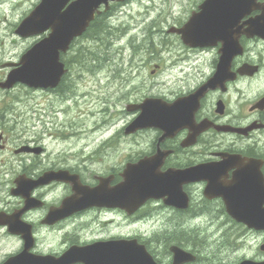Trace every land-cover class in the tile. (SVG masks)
Listing matches in <instances>:
<instances>
[{
	"label": "rangeland",
	"instance_id": "obj_1",
	"mask_svg": "<svg viewBox=\"0 0 264 264\" xmlns=\"http://www.w3.org/2000/svg\"><path fill=\"white\" fill-rule=\"evenodd\" d=\"M38 1L0 0V81H4L6 74L14 68L11 62L19 61L30 43L37 40V37L33 36L21 37L15 29ZM201 1L133 0L125 9L120 5L115 6L114 10H118L116 18L101 20L108 24V27L114 25L115 29L110 27L111 32L99 37L98 41L85 37L75 43L77 56L83 55L85 62L92 50L100 52V55L107 59H102L96 64L86 63L83 67L80 64H73L65 82L68 88L64 87L67 99L66 97L63 99L61 94L40 89H25L21 85L9 90L0 88V120L4 118L5 121L11 120L8 126L10 132L7 134L10 141L37 139L52 152L53 156L63 155L65 148L69 151L76 150L81 157L83 156L85 162L93 163L92 170H89L91 166L87 164L85 170L80 171L84 179L88 177L93 179L96 175L108 174L111 167H120L121 165L117 164L118 159L120 157L125 159L131 154L126 151L128 148L135 154L137 149L146 148L138 139L148 141L152 136L150 131L144 132L138 139L133 137L129 140L116 141L112 137L108 140L107 132L121 125L124 120L121 118L117 120L116 117L117 121L113 125L106 126L108 123L105 124L107 120L104 119L117 116L129 103L140 102L144 99L141 97L152 89L155 94L172 96L183 88L194 86L201 79L203 73L199 71V67L204 63V58L209 56L211 59L213 51L189 59V66L183 71L176 69L175 72L171 68L170 54L175 50L187 55L188 51L182 46L177 34L168 32L172 26L180 27L178 23L187 19L191 10ZM169 35L174 37L170 38ZM139 43L144 45L141 57ZM136 60L143 67L134 66L133 62ZM155 64H160L161 68L155 69ZM132 66L140 67L142 83L135 89L136 93L134 90L126 94L123 93L121 75L124 68ZM202 68L210 69L206 64ZM113 73L116 76L113 77ZM133 75L139 77L140 74ZM188 75L193 78L190 77L185 84L175 81V76ZM133 83L137 84L136 80L132 79L129 82ZM116 142L117 145L114 144ZM7 147L8 151L0 149V194L3 195L18 174L16 166L7 158L11 156L13 144L9 143ZM120 148L125 149L115 156L108 153L109 150L119 152ZM82 149L85 152H82ZM96 153L99 155L94 156L96 161L92 162L91 158ZM196 153L193 150L191 155L195 157ZM53 160L63 164L61 160L50 158L40 164L49 165ZM16 163L20 166L19 161H15ZM193 189L198 193V201L204 198L202 187ZM198 204L194 203L193 207ZM157 206L156 203L148 205L146 208L148 213L136 217L113 213L96 215L94 211H88L75 220L52 227L41 223L43 215H33L38 248L41 252L53 253L67 248L66 245L72 240L88 244L107 239L110 234L117 233L144 238L143 242L147 243L160 263H166L172 258L169 251L172 244H179L196 253L199 257L196 264H238L245 258L255 260L264 258L263 231L249 229L234 221L229 215L215 212H210L215 215H205L203 212L197 215H183L159 205L158 209L150 214L153 212L151 208ZM219 207L220 204H217V208ZM179 231L180 233L186 231L187 236L185 238L178 236ZM3 233L0 230V235ZM6 246L10 251L5 249ZM21 247L22 241L19 237L7 244L1 238L0 259L8 253L20 250Z\"/></svg>",
	"mask_w": 264,
	"mask_h": 264
},
{
	"label": "flooded vegetation",
	"instance_id": "obj_2",
	"mask_svg": "<svg viewBox=\"0 0 264 264\" xmlns=\"http://www.w3.org/2000/svg\"><path fill=\"white\" fill-rule=\"evenodd\" d=\"M259 1L264 2V0ZM173 37L174 36L171 38ZM181 43L182 46L187 49L188 53L185 55L174 50L172 54H170L174 66L172 69L175 72L177 71L176 69L183 71L186 66H189V59L192 60L211 50L213 51L211 59L207 60L203 57L205 59L204 63L210 69L203 70L202 67H199V71L203 73L201 79L194 86L183 88L172 96L155 94L152 89L146 93L147 95L141 98L146 96H161L167 101H173L180 96L192 93V91L205 83L214 74L220 56L219 47L213 49H194L184 45L182 40ZM245 48L247 50L246 54L243 57L237 56L232 61L231 71L234 73V78L220 84L214 89L209 88L202 97L200 106L195 112V118L197 121L204 120L206 124L209 125V128L199 136L195 146L184 147L182 145L183 140L189 133L187 129L182 130L173 138H165L163 140L160 139L162 132L158 129L141 130L137 135L135 134L137 139L144 132L150 131L152 133L148 141H145L143 138L138 139L146 148L137 149L136 154L128 148L126 151L131 153L129 157L125 159L120 157L118 159L119 163L117 164L121 166L111 167L110 171L107 172L108 174L101 175H112L114 179H112L111 185H115L119 182V173L129 162H136L143 157L152 156L161 149L171 150V153L165 159L163 169L171 167L186 168L195 164L215 162L219 169L217 172L209 174L208 178L215 179L214 184L217 186L264 185V40L254 37L248 41ZM244 64L256 66L255 72L251 75H240L239 68ZM138 65L142 67V64L139 63ZM140 67L124 68L121 79L123 91L126 94L134 92L142 83V79L139 76L132 78L136 80L137 84H129L132 80L129 78V72L133 71L132 73L134 74H141L139 71ZM155 67L158 69L161 68L160 64H155ZM189 78V75L186 77L175 76V81H180L182 84H185ZM64 82H66V77L63 78L62 82L55 89L43 90L57 95L61 94L63 92ZM173 86L175 88V85ZM136 92L135 90L134 93ZM137 113H139V111ZM131 114L132 115H129V111L126 107V109L122 112L120 111L117 116L109 117L107 121L112 125L120 118L124 121L121 125L113 127V130L107 134L109 136L108 140L112 137L117 139L120 135H122L124 140H127V136L124 135V128L125 125L133 119L134 113ZM116 117L117 120H115ZM4 119L0 120V149L6 150L8 148L7 144H13V149L10 150L11 156L7 158L16 166L18 174L9 184L6 193L4 195L0 194V230L4 232L0 235V239L3 238L5 244H7L9 241L14 242L16 237H19L22 241V247L20 250L16 252L13 251L2 257L0 259V264L4 263L10 257L16 256L23 249L24 241L22 235L15 234L9 227L10 221L14 218L13 215H21L20 218L24 221H31L33 215L45 216L52 209L61 206L63 201L73 193L71 183L59 181L54 179V176H51L45 180L48 184L43 185L44 181L31 190V197L35 198L38 203H34L25 209V199L17 195L14 191L16 178L25 175L28 178L37 180L38 178H42L46 171L54 172L59 170L68 171L70 174L81 175L80 171L85 170L87 164L91 166L89 170H92L93 166V163L85 162L86 160L83 159V156L81 157L80 153L74 149L69 151L65 148V151L62 153L63 155L57 154L53 156L52 152L47 150L44 145L40 144L37 139H28L22 142L10 141L7 134L10 132L8 126L11 120L5 121ZM11 128L12 130L14 129L12 126ZM135 135L130 136V138H133ZM124 149L125 148H120L119 152L109 150L108 153L115 156ZM193 150L197 152L195 157L191 155ZM82 152H85V150L82 149ZM97 155H99V153L92 156V162L96 161L94 156ZM61 156L63 157L61 158ZM48 158L61 160L63 164H58V161L54 160L50 162L49 165L40 164ZM15 161H19L20 166L17 163L15 164ZM37 167L40 168L35 170ZM82 181L91 186H96L99 183L95 179L84 180L82 178ZM208 184L209 179H204L200 182L185 185V189L190 197V204L186 209H179L172 206L167 208L162 201H149L145 206L140 208L135 215L148 213L146 208L153 203H156L158 206H165V209L183 215H197L200 212H203L205 215H215L210 212H215L220 215H230L222 197H204L198 201V193H196V190L193 188L202 187V193H204V188ZM194 203L200 204L193 207ZM217 204H220L219 208H217ZM158 206L152 207L151 211L158 209ZM89 211H94L96 215H107L108 213L129 215L126 210L118 208L94 207ZM153 213L154 211L150 214ZM74 215L79 214L76 213ZM32 224L33 226L36 225L34 220ZM36 238L35 232L33 250L35 249L37 253H44L39 250V244L36 245ZM5 249L9 248L6 246Z\"/></svg>",
	"mask_w": 264,
	"mask_h": 264
},
{
	"label": "water",
	"instance_id": "obj_3",
	"mask_svg": "<svg viewBox=\"0 0 264 264\" xmlns=\"http://www.w3.org/2000/svg\"><path fill=\"white\" fill-rule=\"evenodd\" d=\"M68 1L42 0L31 15L21 23L17 32L24 36L42 33L48 29H51V33L22 56L18 63L20 66L9 73L7 80L1 84L3 87L10 88L17 82L34 87H55L58 84L65 73V65L59 60V50L66 51L72 40L85 31L99 5L107 4L109 0H77L62 11ZM253 5V0H205L200 5L201 12L194 13L190 23L178 29V32L183 35L185 42L193 46L211 45L218 40L223 43L221 49L223 54L217 73L196 94L176 103L173 106L176 109L174 115L145 112L138 121L129 126L128 132L148 126H159L166 131L165 137L172 136L179 129L189 125L187 121H191L193 116L188 110L190 104L197 103L208 87H214L219 80L227 78L232 58L241 52L238 37L242 34L244 24L249 26L246 29L248 35L264 34V8L261 15L242 25L239 24L240 20L251 12ZM196 134L198 131L188 140L187 145L194 142ZM165 155L159 152L151 160H143L135 164L137 166H128L124 174V182L109 190L105 183L91 189L75 182L76 195L71 200L75 209L96 204L136 208L149 198H159L163 195L169 196V200H166L167 204H178L180 198H186L182 192L183 183L201 180L204 178V173L209 174L216 169L213 165H198L185 170L169 169L161 172L159 167ZM210 180L206 192L212 196L222 193L223 189L217 187L213 179ZM254 196L252 200L246 201L231 193L226 197V203L229 210L235 214L232 216L237 221L244 222L251 228L264 229V207L257 188ZM66 214L64 212L58 217L49 216V220L52 222L59 217L67 216ZM15 227L17 232L21 231L18 224H15ZM23 236L27 239L30 234L27 232ZM171 249L175 252L174 264L194 259L193 255L177 247ZM75 260L86 264H157L145 247L137 244L135 240L110 241L80 249L73 248L60 258V264H71ZM240 264L264 263L244 260Z\"/></svg>",
	"mask_w": 264,
	"mask_h": 264
},
{
	"label": "trees",
	"instance_id": "obj_4",
	"mask_svg": "<svg viewBox=\"0 0 264 264\" xmlns=\"http://www.w3.org/2000/svg\"><path fill=\"white\" fill-rule=\"evenodd\" d=\"M100 22L101 23H99V24H95L93 26V29L91 28L95 32L93 38L94 37L97 38V37H101V36L103 37V36H106L109 32H111L110 27H108V24H105L103 21H100ZM94 53L98 55L97 56V58H98L97 60H102L103 59V56L100 55V52H97L96 53L95 50H92L91 51L90 56L93 55ZM81 57H83V55ZM74 58H75V60H78L79 61L78 56L77 57H74ZM177 235L178 236H181L182 238H185L187 236V233H186V231H182L181 233L179 231L177 233Z\"/></svg>",
	"mask_w": 264,
	"mask_h": 264
}]
</instances>
